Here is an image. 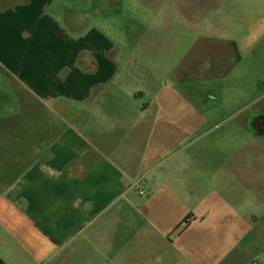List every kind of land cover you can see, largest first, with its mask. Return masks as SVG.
<instances>
[{
	"label": "crops",
	"instance_id": "obj_1",
	"mask_svg": "<svg viewBox=\"0 0 264 264\" xmlns=\"http://www.w3.org/2000/svg\"><path fill=\"white\" fill-rule=\"evenodd\" d=\"M116 1L95 6L104 11ZM253 2L242 0L227 20L264 5ZM75 8L64 0H0V264H264V213L244 221L242 236L228 210L190 211V203H205L202 190L212 179L187 155L168 162L170 145L179 140L175 153L187 148L189 122L199 118H135L140 106L113 100L120 94L108 89L122 69L108 65L106 46L64 50L67 64H54L52 74L73 76L49 83L41 101L59 102L68 118L15 125L21 104L12 81L41 88L29 54L63 42L56 23L75 34L87 24L91 15ZM84 54L97 61L81 73L75 65ZM213 243L216 258L204 256Z\"/></svg>",
	"mask_w": 264,
	"mask_h": 264
},
{
	"label": "rangeland",
	"instance_id": "obj_2",
	"mask_svg": "<svg viewBox=\"0 0 264 264\" xmlns=\"http://www.w3.org/2000/svg\"><path fill=\"white\" fill-rule=\"evenodd\" d=\"M64 1L91 18L76 34L63 21L56 23L55 34L63 42L47 43L39 52L33 48L28 62L37 69L31 76L41 88L12 81L13 99L21 104L15 125L28 118H68L58 110L59 102L41 101L49 83L58 86L73 76L52 74L54 64H67L64 50L106 46L108 65L122 69L108 89L120 94L113 100L140 106L135 118H199L189 122L195 128H190L187 148L175 153L179 140L170 145L168 162L185 161L187 155L189 165H203L205 180L213 183L202 190L205 203H190V211L228 210L243 236L244 221L264 213V140L240 122L264 110V5L234 12L238 19L229 22L227 11L242 0H118L104 11L95 6L99 0ZM80 57L75 66L81 73L97 61L87 54ZM212 191L225 202L217 203L213 196L209 200ZM141 194H149L146 186ZM191 219L185 220L190 224ZM213 246L203 255L216 258ZM217 252L223 253L221 248Z\"/></svg>",
	"mask_w": 264,
	"mask_h": 264
},
{
	"label": "flooded vegetation",
	"instance_id": "obj_3",
	"mask_svg": "<svg viewBox=\"0 0 264 264\" xmlns=\"http://www.w3.org/2000/svg\"><path fill=\"white\" fill-rule=\"evenodd\" d=\"M242 126L250 129L254 138H260L264 140V110L254 111V115L251 118H246L245 122H242Z\"/></svg>",
	"mask_w": 264,
	"mask_h": 264
},
{
	"label": "trees",
	"instance_id": "obj_4",
	"mask_svg": "<svg viewBox=\"0 0 264 264\" xmlns=\"http://www.w3.org/2000/svg\"><path fill=\"white\" fill-rule=\"evenodd\" d=\"M183 224H184V225L187 224V221H185ZM183 224H182V225H183Z\"/></svg>",
	"mask_w": 264,
	"mask_h": 264
}]
</instances>
